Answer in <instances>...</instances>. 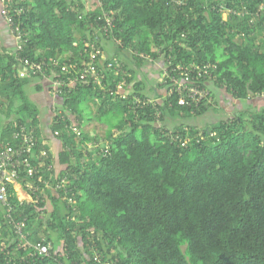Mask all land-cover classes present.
<instances>
[{
    "label": "trees",
    "instance_id": "1",
    "mask_svg": "<svg viewBox=\"0 0 264 264\" xmlns=\"http://www.w3.org/2000/svg\"><path fill=\"white\" fill-rule=\"evenodd\" d=\"M85 1L11 0L18 49L0 0L13 38L0 50V146L20 148L21 127L35 138L21 155L35 171L18 178L32 201L13 184L0 201V264H264V0ZM158 60L143 83L137 71ZM206 63L208 94L179 104L186 92L162 71L181 82L171 68ZM221 100L226 115L205 121ZM91 120L107 126L102 143L82 129Z\"/></svg>",
    "mask_w": 264,
    "mask_h": 264
},
{
    "label": "built area",
    "instance_id": "2",
    "mask_svg": "<svg viewBox=\"0 0 264 264\" xmlns=\"http://www.w3.org/2000/svg\"><path fill=\"white\" fill-rule=\"evenodd\" d=\"M2 2V16L9 25L10 33L14 36L17 48H21V39L22 32L20 25L16 23L13 18L11 11L9 10V4L11 0H1ZM16 12H19L16 11ZM11 14V15H10ZM109 23V21L107 20ZM119 43V41H116ZM98 51V50H97ZM26 64L34 66L36 69H40L39 64L29 63L25 60ZM211 68H215V64H202V65H193L188 68L183 65H177L175 68H171V72H176L183 79V81L178 82L177 78L174 75L170 74L166 69L162 71L163 82L170 80L173 84L176 85V90L180 93L186 92L185 97L182 95L179 97V104H190L192 102L197 103L200 99L206 97L208 90L201 87L202 80H206L212 77L210 73ZM94 80L100 84L98 77L92 72ZM119 97L125 98V94H118ZM139 102V100H137ZM74 131L79 134V131L74 128ZM14 138L19 140L21 143L20 148H13L9 143H5L0 146V201L5 203L7 201V186L8 184H14L18 182L19 174L21 172V166L27 167V172L31 175L35 171V167L32 166L26 157L21 158V155L26 152L29 153L32 151L33 146L35 145V138L32 131H27L23 127L19 131L14 133ZM29 184H25V188L30 189ZM13 225L16 227V232L20 233L23 227L22 222H13ZM35 253L39 256H44L49 254L50 244H45L42 242H37L33 246Z\"/></svg>",
    "mask_w": 264,
    "mask_h": 264
},
{
    "label": "rangeland",
    "instance_id": "3",
    "mask_svg": "<svg viewBox=\"0 0 264 264\" xmlns=\"http://www.w3.org/2000/svg\"><path fill=\"white\" fill-rule=\"evenodd\" d=\"M85 4L87 5L88 4V0L87 1H85ZM222 16L223 17H225L226 16V14L224 13V14H222ZM147 70V66H146V64H144L142 67H141V70L139 71V76H141L142 77V80H143V83H147L148 85H151L153 82H154V79H155V73L153 72V70H152V68L150 69V75H147L148 76V78H145V76H146V74H145V71ZM151 73H152V75H151ZM219 92H224V94L225 95H223L222 97H224V96H226L227 95V93L225 92V90L223 89V88H220L219 90H218ZM217 91V92H218ZM26 93L29 95V97H31V98H34V96H35V93L33 94V92H32V90L30 89V87L28 86L27 87V90H26ZM219 94V93H218ZM228 100H226V101H224V102H222V100H221V105L219 106V110L218 111H208L207 113H208V119L207 120H205V121H208V122H214V120H220V119H222L221 117H223V115L225 116L226 114H225V112H226V109H228L230 106H229V104H230V102L228 101ZM240 101V100H239ZM241 102V105H240V103H237L235 106V108H233V110H235V109H244V108H249V107H251V108H258L259 107V105H260V103H261V100H260V98L259 99H257V98H253L252 100H250V102L248 101V102H242V101H240ZM239 104V105H238ZM41 108V110H44L43 108H42V106L40 107ZM234 112V111H233ZM190 120V122H201V121H203V117H194L193 119H190V118H187V119H183V118H180V119H177L176 121L178 122H184V121H189ZM170 120L167 118L164 122H163V124L164 125H166L168 122H169ZM205 123V122H204ZM170 125H172V124H170ZM106 128H107V126H106V124H104V123H97V122H95V121H93V122H86V123H84V125H83V127H82V129L83 130H85V131H87L88 133H89V135L90 136H96L97 138H98V142H103L104 140H105V131H106ZM101 142V143H102ZM17 190L19 191L20 190V188H19V186L17 187ZM21 190H23V189H21ZM22 193V195L21 194H19V198H21L22 196H24V194H26V192L24 191V192H21ZM27 197V196H26ZM30 198V197H29ZM21 199H23V198H21ZM50 207V206H49Z\"/></svg>",
    "mask_w": 264,
    "mask_h": 264
},
{
    "label": "crops",
    "instance_id": "4",
    "mask_svg": "<svg viewBox=\"0 0 264 264\" xmlns=\"http://www.w3.org/2000/svg\"><path fill=\"white\" fill-rule=\"evenodd\" d=\"M11 45H13V38L8 34L7 25L4 23V20L2 19L1 15H0V50L3 49V46L6 47V48H11L10 47ZM161 65H162V61H159L158 60L157 61V64H155V65H148L149 68L145 72H148V75H150V69L152 68L153 72L155 73V78L157 79V77H156L157 76V69L160 70ZM139 71L140 70H138L137 72H139ZM151 75H152V73H151ZM218 93H219L218 95H220L221 97L223 95H225L224 92H219L218 91ZM41 102H42L41 103L42 104L41 106L44 109V110H41V108H40L41 116L42 117H46L47 116L49 118L50 117V113L48 111L49 110L48 106L51 103V99H49L48 97L47 98H44L43 97V99H42ZM46 120H47V118L45 119V121ZM169 120L170 121L167 124H172L173 122L171 121V119H169ZM93 121H95V120H91L90 122H93ZM95 122L98 123V121H95ZM44 135H45V138L43 140V143L48 146L50 153L55 158L54 165H55L56 170L59 171L60 166H59V164L57 162V154H58V151H59V148H60V144H59V142L55 138H53L50 135V133L46 129H45V134ZM18 186L20 188L19 191L17 190V187ZM13 187H14L16 193H17V197H18L19 200H21V201L25 200V201H28V202L29 201H32V197L28 194V192L26 191V189H24L22 187V184L21 183L15 182L13 184ZM21 189H23V190H21ZM24 191L26 192V194H24V196L21 197L23 199L19 198V194L22 195L21 192H24Z\"/></svg>",
    "mask_w": 264,
    "mask_h": 264
}]
</instances>
